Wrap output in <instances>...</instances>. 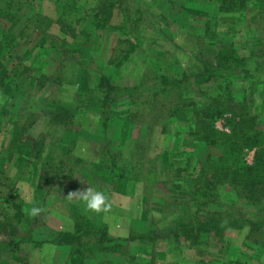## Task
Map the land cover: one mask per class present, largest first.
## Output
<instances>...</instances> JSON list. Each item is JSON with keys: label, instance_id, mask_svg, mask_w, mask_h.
I'll return each mask as SVG.
<instances>
[{"label": "rangeland", "instance_id": "rangeland-1", "mask_svg": "<svg viewBox=\"0 0 264 264\" xmlns=\"http://www.w3.org/2000/svg\"><path fill=\"white\" fill-rule=\"evenodd\" d=\"M0 40V218L28 197L44 209L12 219L15 245L0 230V264H264V195L223 183L192 197L222 148L180 100L228 98L229 130L213 123L227 133L234 114L256 115L242 156L264 162V0H0ZM207 63L217 75L197 79ZM87 184L110 212L65 197ZM209 219L219 234L180 229Z\"/></svg>", "mask_w": 264, "mask_h": 264}, {"label": "trees", "instance_id": "trees-1", "mask_svg": "<svg viewBox=\"0 0 264 264\" xmlns=\"http://www.w3.org/2000/svg\"><path fill=\"white\" fill-rule=\"evenodd\" d=\"M217 1L224 11L234 12L245 10L249 3V0ZM258 1L260 2V0ZM2 51V41L0 40V68ZM229 57L233 58L232 56ZM217 64L219 67L223 66L220 61L217 62ZM196 75L197 79L209 81L212 77L217 75V73L216 70L210 67V63H207L204 70L197 71ZM180 81H178V83H180ZM221 98L222 95L213 96L210 98L209 102H206L204 105L198 104L194 99H180L183 107H189L195 104L200 106L193 113L196 120L194 134L205 142L211 145L221 146L222 148L220 154L209 152L203 160L198 174L195 175V177H190L193 187L191 191L192 197L200 198L203 203H207L213 200L216 195L215 190L220 184L228 183L239 190L241 197L258 199L264 195V162L261 159H257L254 163L249 164L245 162L242 156L244 147L252 146V136L257 135L256 133H249L251 132L250 127L256 121V115L250 112H241V116L238 118V114H234L233 117L228 118L231 131L227 133L218 130L213 126V123L227 111L230 105L228 98L224 97L222 100ZM13 207L14 213L11 217H8L7 220L5 218H0V230L6 229L7 232L11 234V237L7 240L8 246L10 244L15 245L22 240V237L15 231L17 230V225L12 219L17 221L21 220L24 212L18 202H14ZM208 224L211 226L207 225L195 229L189 228L183 224L180 229H183L187 237L195 236L194 233H196L197 237L195 238H199L198 236L203 235L209 236L212 230L217 234L222 231V227L218 222L213 224L209 219ZM76 231L78 232L80 230L76 229Z\"/></svg>", "mask_w": 264, "mask_h": 264}, {"label": "clouds", "instance_id": "clouds-1", "mask_svg": "<svg viewBox=\"0 0 264 264\" xmlns=\"http://www.w3.org/2000/svg\"><path fill=\"white\" fill-rule=\"evenodd\" d=\"M83 183V181H81ZM65 197L69 201H79L82 202L86 211L101 214L108 213L113 207V203L109 196L103 191H98L87 184L86 187L78 188L73 191H69ZM26 205H33L31 207H25L23 209L24 213L31 217L40 216L44 209L40 206H35L31 197L25 199Z\"/></svg>", "mask_w": 264, "mask_h": 264}, {"label": "built area", "instance_id": "built-area-1", "mask_svg": "<svg viewBox=\"0 0 264 264\" xmlns=\"http://www.w3.org/2000/svg\"><path fill=\"white\" fill-rule=\"evenodd\" d=\"M226 115L219 117L217 120V125L221 128V129H226L229 130V126L226 123Z\"/></svg>", "mask_w": 264, "mask_h": 264}]
</instances>
